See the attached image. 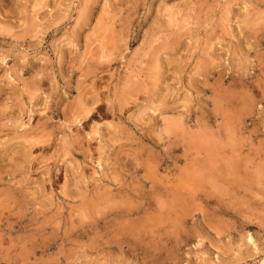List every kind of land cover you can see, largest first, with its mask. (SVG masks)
Segmentation results:
<instances>
[{"label": "clouds", "instance_id": "1", "mask_svg": "<svg viewBox=\"0 0 264 264\" xmlns=\"http://www.w3.org/2000/svg\"><path fill=\"white\" fill-rule=\"evenodd\" d=\"M0 264H264V0H0Z\"/></svg>", "mask_w": 264, "mask_h": 264}]
</instances>
